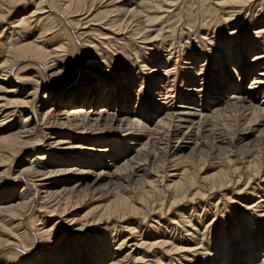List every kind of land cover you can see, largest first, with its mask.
<instances>
[{
	"label": "bare ground",
	"instance_id": "obj_1",
	"mask_svg": "<svg viewBox=\"0 0 264 264\" xmlns=\"http://www.w3.org/2000/svg\"><path fill=\"white\" fill-rule=\"evenodd\" d=\"M28 2L0 0V264H264V0Z\"/></svg>",
	"mask_w": 264,
	"mask_h": 264
},
{
	"label": "rangeland",
	"instance_id": "obj_2",
	"mask_svg": "<svg viewBox=\"0 0 264 264\" xmlns=\"http://www.w3.org/2000/svg\"><path fill=\"white\" fill-rule=\"evenodd\" d=\"M29 2L28 3H30V0H28ZM22 7V6H21ZM21 7H19V8H17L16 10H18V9H20ZM30 7V5H27V8H29ZM15 10V11H16ZM18 14H21V13H18ZM17 16V15H16ZM16 18H18V17H15L14 19H16ZM5 25H3V27H4ZM5 28V27H4ZM73 32V31H72ZM252 54H254V53H251V54H249V55H247V58H245V60H247V62H249V58H250V56L252 55ZM84 58H85V54H83L82 55V60L84 61ZM259 66V65H258ZM77 74H78V71L76 72ZM71 75V72H69L68 73V75L67 76H70ZM62 78H65V76H62ZM250 78V77H249ZM196 100H198V98L196 99ZM198 102V101H197ZM233 196H234V193H233ZM248 200V199H247ZM256 199H254V198H251V199H249L247 202H249V203H252V202H254ZM235 203H226V205L228 206V209H233V208H236L235 207V205H234ZM193 206V210H195V212H196V206L195 205H192ZM231 207V208H230ZM188 212L189 211H187V213L185 214V215H187L188 214ZM197 212H200V210L199 211H197ZM193 215H194V213L193 214H191V217H193ZM205 219H206V217H203L202 218V222L204 223V221H205ZM162 221V220H161ZM192 221V223H194V224H196L195 226H197L198 228H199V230L201 229H203V227L202 228H200L199 226H198V224L196 223V221H194V218L191 220ZM206 225V224H205ZM185 228H187V227H185ZM182 235V234H181ZM38 247L40 246V245H37ZM38 249V248H37ZM147 258L148 257H145L144 258V260H143V264H146V260H147ZM149 260V259H148Z\"/></svg>",
	"mask_w": 264,
	"mask_h": 264
}]
</instances>
